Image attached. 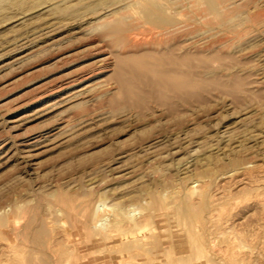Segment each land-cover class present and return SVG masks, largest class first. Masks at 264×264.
<instances>
[{
	"label": "rangeland",
	"instance_id": "rangeland-1",
	"mask_svg": "<svg viewBox=\"0 0 264 264\" xmlns=\"http://www.w3.org/2000/svg\"><path fill=\"white\" fill-rule=\"evenodd\" d=\"M194 1L0 0V264H264V0Z\"/></svg>",
	"mask_w": 264,
	"mask_h": 264
},
{
	"label": "bare ground",
	"instance_id": "bare-ground-1",
	"mask_svg": "<svg viewBox=\"0 0 264 264\" xmlns=\"http://www.w3.org/2000/svg\"><path fill=\"white\" fill-rule=\"evenodd\" d=\"M137 2L135 3L136 5H138L141 9H142V13H140L139 15L140 16H143L145 19H146V21H150V22H155V23H157V29L160 31V33L161 32H165V33H169V32H172V31H174V29L175 30H177L176 28V24H178V23H176L175 22V20L174 19H172V17H168L167 15H166V13H165V10H166V8H167V4L168 3H170V0H136ZM228 1V0H227ZM133 2V1H132ZM194 2H196V3H198V5L200 4V5H202V6H205L206 7V10L207 11H209L210 12V14H208V13H205V15L204 16H206V15H211V12H217V13H219L221 16L219 17L220 18V23L222 24V25H225V24H229V21H230V18L228 19L227 17H228V12H226V14L224 13L225 12V10L229 7V5H227L226 4V2L225 1H222V0H195ZM231 2H233V1H231ZM230 2V3H231ZM176 3H178V2H176ZM176 3H174V4H176ZM235 3V2H234ZM169 5V4H168ZM198 5H196V6H198ZM202 6H201V8H202ZM235 6H237V5H235ZM239 7H240V5H238ZM128 8V7H127ZM232 8V7H231ZM203 9V8H202ZM254 9V8H253ZM128 11V10H127ZM189 11V10H188ZM193 11V10H192ZM204 12V11H203ZM231 12V11H230ZM136 13V12H135ZM142 14V15H141ZM231 14V13H230ZM239 15V14H238ZM241 15V14H240ZM227 16V17H226ZM234 17H236L235 15H234ZM185 18V17H184ZM231 18H232V16H231ZM258 18H259V16H258ZM192 19V18H191ZM233 19V18H232ZM245 19V18H244ZM197 20V19H196ZM213 20V19H212ZM145 22V21H144ZM212 22V21H211ZM217 22H219V21H217ZM147 23V22H146ZM213 23V22H212ZM233 23H235V22H233ZM45 24V23H44ZM139 24V23H138ZM179 25V24H178ZM40 26H41V24H40ZM213 27V26H212ZM262 27V26H261ZM32 28V27H31ZM184 28V27H183ZM226 28V27H225ZM228 28H229V26H228ZM50 29V28H49ZM213 29H214V27H213ZM209 30V29H208ZM44 31V30H43ZM158 31V32H159ZM188 31V30H187ZM190 31V30H189ZM203 31V30H202ZM220 31V30H219ZM231 31V30H230ZM175 32V31H174ZM197 32V31H196ZM215 32V31H214ZM217 32V31H216ZM157 33V32H156ZM183 33V32H182ZM162 34V33H161ZM164 34V33H163ZM183 34H185V33H183ZM214 34V33H213ZM160 36V35H159ZM31 38V37H30ZM162 38V37H161ZM164 39V38H163ZM170 39V38H169ZM93 73V72H92ZM93 75V74H92ZM87 76V75H86ZM92 77V76H91ZM78 78V77H77ZM83 78V77H82ZM86 79H88V77L86 78ZM90 79V78H89ZM83 82V81H82ZM73 83H75V82H67L66 84H64L63 86H61L60 85V87H58V88H60L59 89V92H62V91H65V90H67V89H69L70 87H72V86H74V85H76V83L75 84H73ZM78 84V83H77ZM57 86V85H56ZM86 86V85H85ZM57 89V88H56ZM85 89V88H84ZM55 90V89H54ZM53 91V90H52ZM57 91V90H56ZM78 90L76 89V92H77ZM87 91V90H86ZM80 92V91H79ZM78 93V92H77ZM76 93V94H77ZM51 94V93H50ZM70 94V93H69ZM73 94H74V92H73ZM82 94V93H81ZM80 94V95H81ZM85 94V93H84ZM83 94V95H84ZM45 95V94H44ZM63 96V95H62ZM54 97V96H53ZM57 97V96H56ZM74 97H76V96H74ZM85 98V97H84ZM93 98V97H92ZM58 99V98H57ZM56 100V99H55ZM64 100V99H63ZM43 101V100H42ZM59 101V100H58ZM66 101V100H65ZM87 101V100H86ZM46 103V102H45ZM44 104V103H43ZM48 104H49V102H48ZM39 105V104H38ZM46 105V104H45ZM47 106V105H46ZM50 106V105H49ZM41 111V110H40ZM44 111H46V110H44ZM60 129V128H59ZM53 135V134H52ZM42 136V135H41ZM45 136V135H44ZM52 137V136H51ZM48 138V137H47ZM42 141V139H41V137H37V138H35V139H32L31 141H29V142H22V143H20L19 144V148H20V150L22 151V153L24 152V153H26V155H29L30 154V152H32V149L35 147V146H37L40 142ZM2 145V144H1ZM17 148V147H16ZM13 153V152H12ZM27 153H29V154H27ZM21 155V154H20ZM28 157V156H27ZM26 158V157H25ZM186 168V167H185ZM259 187V186H258ZM261 188H263V187H261ZM255 197V196H254ZM238 201V200H237ZM237 201H236V204H237ZM256 201V200H255ZM228 203V202H227ZM231 203V202H230ZM229 203V204H230ZM152 205V204H151ZM226 205V204H225ZM236 206V205H235ZM247 206V205H246ZM181 207H182V205H181ZM221 207V210H222V207L223 206H220ZM224 207H226V206H224ZM228 207L230 208V205H228ZM237 207V206H236ZM168 208V207H167ZM234 208V207H233ZM202 209V208H201ZM219 209L220 208H218V213H219ZM225 209V208H224ZM205 211V210H204ZM180 214H181V217L186 221V223H187V231L189 232V234L191 235V210L188 208V206H183L181 209H180V211H178ZM224 212V211H223ZM227 212V211H226ZM205 213V212H204ZM217 213V214H218ZM225 213V212H224ZM223 213V215H225ZM233 213V212H232ZM215 214V213H214ZM213 214V215H214ZM174 215V214H173ZM197 215V214H196ZM202 215V214H201ZM221 214H219V216H220ZM152 216V215H151ZM150 216V217H151ZM198 216V215H197ZM204 216V215H203ZM208 216H211V215H208ZM226 216V215H225ZM224 216V217H225ZM37 217V216H36ZM149 217V218H150ZM155 217V216H154ZM193 217V216H192ZM204 217H206V216H204ZM220 217H223V216H220ZM220 217H219V222H218V224H217V222L215 223L214 221H213V219H214V217H213V219H212V222L213 223H215V224H217V226L220 224ZM224 217L222 218L223 219V221L222 222H224ZM119 218V217H118ZM157 218V217H156ZM200 218H201V216H200ZM199 218V219H200ZM210 218V217H209ZM218 218V217H217ZM216 218V219H217ZM137 219H138V217H137ZM147 219V218H146ZM202 219V218H201ZM226 219V218H225ZM39 220V219H38ZM118 220V219H117ZM148 220V219H147ZM198 220V219H197ZM215 220V219H214ZM218 220V219H217ZM228 220V219H227ZM230 220V219H229ZM228 220V221H229ZM205 221V220H204ZM227 221V222H228ZM112 222V221H111ZM116 222V221H115ZM114 222V223H115ZM202 222V221H201ZM212 222H210V223H212ZM227 222H225V223H227ZM117 224H118V222H116ZM120 223H121V221H120ZM119 223V224H120ZM205 223V222H204ZM207 223H208V221H207ZM225 223H223V225L225 224ZM138 224V223H137ZM193 224V223H192ZM229 224V223H228ZM32 225V224H31ZM171 225V224H170ZM194 225V224H193ZM197 225V224H196ZM201 225V224H200ZM204 226V225H203ZM210 226V225H209ZM212 226V225H211ZM216 226V225H215ZM215 226H213V227H215ZM201 227V226H200ZM220 227V226H219ZM227 227V224H226V226L224 227V228H226ZM228 227H229V225H228ZM231 227V226H230ZM28 228H30V227H28ZM199 228V227H198ZM203 228V227H202ZM209 228V227H208ZM211 228V227H210ZM126 229V228H125ZM216 229V228H215ZM220 229V228H219ZM203 230V229H202ZM220 230H222V229H220ZM218 231V230H216V231H218V232H221V234H222V236H223V230L225 231V229H223L222 231ZM32 231V230H31ZM62 231V230H61ZM114 231V230H113ZM194 231H196V228H195V230ZM200 231H201V229H200ZM208 231V230H207ZM211 231V230H210ZM232 230H230V232H231ZM45 232V231H44ZM197 232V231H196ZM199 232V231H198ZM209 232V231H208ZM229 232V233H230ZM66 233H67V231H66ZM132 233V232H131ZM203 233L204 232H202V235H203ZM206 233V232H205ZM214 233H216V232H214ZM234 233V232H233ZM201 234V233H200ZM2 235V234H1ZM139 235V234H138ZM194 235V234H193ZM196 235H198V234H196ZM201 235V236H202ZM205 235V234H204ZM231 235V234H230ZM235 235V234H234ZM31 236H33V235H31ZM143 236V235H142ZM201 236H198V237H201ZM208 236V235H207ZM217 236V235H216ZM221 236V235H220ZM227 236H229V235H227ZM126 237V236H125ZM136 237H138V236H136ZM204 237H206V235L204 236ZM231 238V240L233 241V239H232V236H230ZM242 237V236H241ZM26 238V237H25ZM38 238V237H37ZM36 238V239H37ZM63 238V237H62ZM111 238V237H110ZM212 238V237H211ZM221 238H225L224 236L223 237H221ZM108 239V238H107ZM229 239V238H228ZM35 240V239H34ZM38 240V239H37ZM181 240V239H180ZM214 240V239H213ZM219 240V239H218ZM221 240V239H220ZM225 240V239H224ZM36 241V240H35ZM152 241V240H151ZM217 241V240H216ZM226 241H228V240H226ZM191 242H193V241H191ZM210 242H212V241H210ZM36 243V242H35ZM41 243V242H40ZM117 243H118V241H117ZM201 243V242H200ZM212 243H214V241L212 242ZM222 242H220V244H221ZM232 243V242H231ZM231 243H229L228 244V242H227V244L228 245H225V249L223 250L224 251V253H225V255L226 256H230L229 258L231 259V257H236V248L234 247V246H232L231 245ZM53 244V243H52ZM206 244H208V243H206ZM215 244V243H214ZM213 244V245H214ZM219 244V245H220ZM233 244V243H232ZM238 244V243H237ZM262 243L260 242V245H261ZM25 245V244H24ZM23 245V246H24ZM42 245V244H41ZM119 245H121V244H119ZM189 245V244H188ZM236 245V244H235ZM254 245H256V244H254ZM200 246V245H199ZM205 246V245H204ZM207 246V245H206ZM244 246V245H243ZM11 247V246H10ZM25 247V246H24ZM117 247V246H116ZM166 247V246H165ZM211 247V246H210ZM239 247V246H238ZM244 247H247L248 248V246H244ZM41 248V247H40ZM48 248V247H47ZM115 248V247H114ZM113 248V249H114ZM150 248V247H149ZM197 248V247H196ZM196 248H195V250H196ZM207 248V247H206ZM219 248V247H218ZM217 248V249H218ZM241 248V250L243 249L242 248V246L240 247ZM239 248V249H240ZM262 248H263V246H262ZM59 249V248H58ZM96 249V248H95ZM180 249V248H179ZM199 249V248H198ZM203 249V248H202ZM214 249V248H213ZM212 249V250H213ZM257 250H259L258 248H256ZM255 249V250H256ZM1 250V249H0ZM6 250V249H5ZM40 250V249H39ZM141 250V249H140ZM183 250V249H182ZM215 250V249H214ZM221 250V249H220ZM254 249H253V251H255ZM262 250H264V249H262ZM201 251V250H200ZM247 251H249V249L247 250ZM251 251V250H250ZM252 251V252H253ZM260 251V250H259ZM51 252V251H50ZM55 252H56V250H55ZM138 252V251H137ZM205 252V251H204ZM212 251H211V249H210V253H211ZM239 252V251H238ZM237 252V253H238ZM241 252V251H240ZM242 252H244V250L242 251ZM24 253V252H23ZM189 253V252H188ZM26 254V253H25ZM137 254V253H136ZM195 254V253H194ZM215 254V253H214ZM244 254H245V252H244ZM252 254V253H251ZM259 254V253H258ZM1 255V254H0ZM24 255V254H23ZM22 255V256H23ZM57 255V254H56ZM144 255H145V253H144ZM146 255H147V253H146ZM145 255V256H146ZM200 255V254H199ZM217 255V254H216ZM221 255V254H220ZM240 255V254H239ZM247 255H249V253L247 254ZM252 255H254V254H252ZM7 256V255H6ZM21 256V255H20ZM63 256V255H62ZM128 256V255H127ZM207 256V255H206ZM211 256V255H210ZM214 256V255H213ZM222 256H223V254H222ZM245 256V255H244ZM251 255H249V257H250ZM256 256V255H255ZM64 257V256H63ZM63 257H62V259H63ZM202 257V256H201ZM251 257H253V256H251ZM250 257V258H251ZM153 258V257H152ZM211 258V257H210ZM216 258V257H215ZM248 258V257H247ZM246 258V259H247ZM254 258V257H253ZM261 258V257H260ZM259 258V259H260ZM19 259V258H18ZM46 259V258H45ZM68 259V258H67ZM130 259H132V258H130ZM201 259H203V258H201ZM229 259V260H230ZM232 259H234V258H232ZM258 259V258H257ZM264 259V258H263ZM116 260H118V259H116ZM198 260V259H197ZM240 260V259H239ZM239 260H237V261H239ZM56 261V260H55ZM208 261V260H207ZM216 261V260H215ZM220 261V260H219ZM226 261V260H225ZM255 261V260H254ZM70 262V261H69ZM210 262V261H209ZM209 262L207 263V264H209ZM227 262V261H226ZM225 262V263H226ZM248 262V261H247ZM55 263V262H54ZM57 263V262H56ZM127 263V262H126ZM145 263H150V264H176V262L175 261H171V262H164V261H162L161 259H158V258H153V259H151V260H142V258H140L139 256H136L135 258H133V260H131V263H129V264H145ZM216 263V262H215ZM229 263V262H228ZM245 263V262H244ZM244 263H242V264H244ZM259 263H260V261H259ZM259 263H257V264H259ZM48 264V263H47ZM52 264V263H51ZM66 264V263H65ZM206 264V263H205ZM234 264H236V263H234Z\"/></svg>",
	"mask_w": 264,
	"mask_h": 264
}]
</instances>
